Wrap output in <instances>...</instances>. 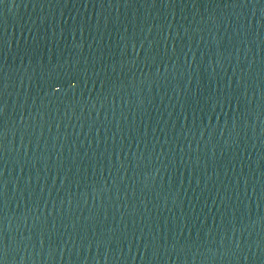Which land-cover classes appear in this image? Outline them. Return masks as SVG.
<instances>
[{
  "label": "water",
  "instance_id": "water-1",
  "mask_svg": "<svg viewBox=\"0 0 264 264\" xmlns=\"http://www.w3.org/2000/svg\"><path fill=\"white\" fill-rule=\"evenodd\" d=\"M0 264H264V0H2Z\"/></svg>",
  "mask_w": 264,
  "mask_h": 264
},
{
  "label": "snow or ice",
  "instance_id": "snow-or-ice-1",
  "mask_svg": "<svg viewBox=\"0 0 264 264\" xmlns=\"http://www.w3.org/2000/svg\"><path fill=\"white\" fill-rule=\"evenodd\" d=\"M0 2H2V0H0Z\"/></svg>",
  "mask_w": 264,
  "mask_h": 264
}]
</instances>
